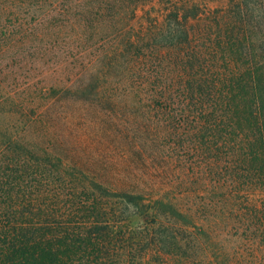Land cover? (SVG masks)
Masks as SVG:
<instances>
[{"label":"trees","instance_id":"trees-1","mask_svg":"<svg viewBox=\"0 0 264 264\" xmlns=\"http://www.w3.org/2000/svg\"><path fill=\"white\" fill-rule=\"evenodd\" d=\"M150 1L0 0V264H264V0ZM77 91L129 108L141 168L24 134Z\"/></svg>","mask_w":264,"mask_h":264},{"label":"rangeland","instance_id":"rangeland-1","mask_svg":"<svg viewBox=\"0 0 264 264\" xmlns=\"http://www.w3.org/2000/svg\"><path fill=\"white\" fill-rule=\"evenodd\" d=\"M189 1L197 4L203 15L214 9L225 8L230 0ZM146 7H151V12L158 18L162 17L165 10L161 0H151ZM138 13L142 14V10ZM83 96H88L92 103L83 100ZM54 98L53 103L49 104L51 108L48 114L44 113L42 117L46 120L50 114L49 122L29 119L32 111L27 112L28 121L24 125L20 124V127H24V134L40 144H44L42 140L45 144L51 140V146L56 152L67 156L70 162L100 172L103 178L111 177V180H115L113 176L116 173L131 171L135 165L142 167L137 152L131 147L129 136L132 132L129 131L127 121L133 118L126 111L128 107L114 106L109 102L100 103L93 93L85 91L59 92ZM66 113L68 118L65 117Z\"/></svg>","mask_w":264,"mask_h":264}]
</instances>
